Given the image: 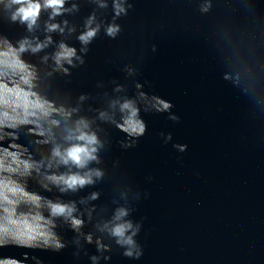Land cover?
Listing matches in <instances>:
<instances>
[{
  "label": "water",
  "instance_id": "95a60500",
  "mask_svg": "<svg viewBox=\"0 0 264 264\" xmlns=\"http://www.w3.org/2000/svg\"><path fill=\"white\" fill-rule=\"evenodd\" d=\"M30 2L31 30L0 0V264H264V0ZM128 221L138 257L112 234Z\"/></svg>",
  "mask_w": 264,
  "mask_h": 264
},
{
  "label": "clouds",
  "instance_id": "9594fccd",
  "mask_svg": "<svg viewBox=\"0 0 264 264\" xmlns=\"http://www.w3.org/2000/svg\"><path fill=\"white\" fill-rule=\"evenodd\" d=\"M12 3L14 4H19L21 5L20 8H18L16 10V12L13 13L12 15V20L16 21L19 18V21L21 23L24 22H28V28L29 30H31L32 26L36 23V18L38 16L39 13V6L38 5H33L30 0H12ZM25 3H27V7L23 6ZM64 4V0H46V6L47 7H51L53 9V16L55 15H59L60 14V10L63 7ZM100 7H106V4L101 2L99 4ZM73 7L75 8V5H73ZM204 11H207V7H205L203 9ZM114 12H115V16H119L122 13L126 12V9L124 8V6L118 2V0H116V2H114ZM94 20V17L89 18V20L87 21L86 27H88V31H86L85 33L81 34L79 39L82 42V44L87 45L88 43H90L91 39L96 35V32L99 29V25H97L96 28H90L89 26L92 24ZM67 23V22H65ZM59 26L56 24H51L49 25V30H56ZM61 31H63V29H61ZM119 32V26L116 24H112L109 25L108 28L106 29V34L111 36V37H115L117 35V33ZM42 47V45L37 44L35 48H33V51H38L40 48ZM61 49L62 51L57 53L56 55V63L57 65L60 64L61 62V58L66 59L67 62L69 64L72 63L71 59H69L71 56H73L75 54V50L74 49H67L63 44H61ZM21 49L23 50V45H21ZM82 51H86L85 49H82ZM82 59H81V63H82ZM65 71H67L65 69ZM119 90V89H118ZM83 99V97L81 98ZM163 103V102H162ZM128 105H124V107H127ZM170 107L169 104L167 103H163V109L167 110ZM172 119H179L178 117H171ZM144 131V126L141 124L139 126V132L143 133ZM81 139H83V137H81ZM167 140L171 139V135L169 134L168 137H166ZM90 142H95V138L93 137ZM175 147H180V146H175ZM187 146H183L180 147L181 151H184L186 149ZM85 150L82 148H76L73 150H69L67 153V157L62 158L63 162L65 164H67L68 159H71L74 163H76L78 166H83V161L81 160L80 157V153L84 152ZM93 152L95 151V149L92 150ZM55 155H59V152L57 151L55 153ZM85 155L88 156L89 159H95L94 156H91L90 153H85ZM101 175V173L99 171L96 172V176L99 177ZM92 179L90 176H88L87 178L84 177H69L67 180L64 181V183L67 186V189H71V190H76L77 185L83 187L86 183H92ZM66 190L65 188H62L61 191ZM7 191L12 192V193H16L19 191H22V189H18V188H8ZM93 199H95V194H93L92 196ZM7 200V196L5 195V186L0 184V201H6ZM51 213L52 215L56 216V215H65L68 217L72 216L74 209V206L71 205H67V204H51ZM7 209L5 210V212L7 213ZM14 211V210H13ZM128 215L127 210L125 209H120L117 212L116 215V219L119 220L121 217H125ZM10 223V219L5 218L3 223H0V232H5L8 230V226ZM72 223L74 226L79 225L81 223V221L73 219ZM139 231V225L134 226L133 223L131 221L125 222L123 224H120L118 226H116L113 230H112V234L117 237V243L120 244L122 247H125V252L124 255L132 257L134 255V249L135 251V255L136 257H138L141 252L138 249V246L135 244V241L133 239V237L137 234V232ZM131 233V234H126V233ZM96 258L93 257V260H95Z\"/></svg>",
  "mask_w": 264,
  "mask_h": 264
}]
</instances>
